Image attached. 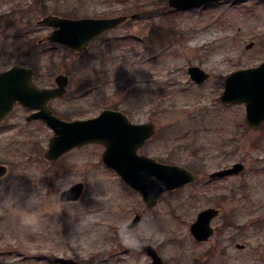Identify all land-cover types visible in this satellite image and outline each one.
Returning a JSON list of instances; mask_svg holds the SVG:
<instances>
[{"label":"rangeland","instance_id":"obj_1","mask_svg":"<svg viewBox=\"0 0 264 264\" xmlns=\"http://www.w3.org/2000/svg\"><path fill=\"white\" fill-rule=\"evenodd\" d=\"M46 14L127 19L85 49L71 51L47 39L52 26L38 22ZM263 58L264 0L182 9L167 0H0V69L19 62L33 68L43 86L66 74L65 93L48 102L54 113L70 119L113 107L134 121H152L155 133L143 151L196 174L147 207L101 161L98 143L47 160L43 149L51 128L27 120V112L16 107L0 126V162L7 166L0 176V264H56L54 254L74 257L77 264H150L144 249H125L115 236L116 225L136 211L140 220L147 216L157 224L164 264H264V121L249 126L243 103L219 98L229 71ZM191 64L209 73L201 83L187 72ZM235 161L244 163L241 171L209 177ZM69 176L84 183L79 203L50 215L56 182ZM13 190L38 197L39 232L23 229L11 214ZM207 206L219 208L211 221L214 232L197 241L189 224ZM85 215L97 217L96 239L87 248L68 239L70 223ZM50 221L63 224L62 231L49 228Z\"/></svg>","mask_w":264,"mask_h":264},{"label":"water","instance_id":"obj_2","mask_svg":"<svg viewBox=\"0 0 264 264\" xmlns=\"http://www.w3.org/2000/svg\"><path fill=\"white\" fill-rule=\"evenodd\" d=\"M215 1L219 0H168V4L175 8H185ZM131 16L134 17L135 14ZM126 18L125 14L104 17L47 14L39 22L54 27L48 35L50 41L82 50L103 30L118 25ZM187 70L197 83L209 75L196 64L188 66ZM34 75V69L17 62L0 71V124L15 103L24 107H36L37 110L29 113L27 118H42L53 130L43 151L48 159L57 158L76 146L102 143V161L115 169L131 188L139 192L147 207L154 206L165 190L182 186L195 179L194 172L184 165L162 162L152 156L137 153L136 149L155 131L152 121L134 123L125 113L112 108H104L91 117L63 119L51 111L48 101L64 94L68 82L67 75L58 73L55 76L56 85L50 87L38 86L33 81ZM219 98L223 102L244 103L247 123L251 126L260 124L264 120V58L256 65L230 71L224 79V88ZM242 169L243 163L238 161L231 166L216 169L209 175L217 177ZM6 170V165L0 163V176L5 174ZM149 176H155L161 183L150 182ZM74 183L68 195L71 200H77L84 188L82 181ZM218 212L219 209L214 206L198 211L190 224V231L195 238L205 240L212 234L213 227L210 222ZM139 220L140 214L136 213L131 221L135 224ZM144 249L151 256L150 264H163V259L155 247L146 246ZM53 260L61 264L78 263L72 257L60 255H54Z\"/></svg>","mask_w":264,"mask_h":264},{"label":"clouds","instance_id":"obj_3","mask_svg":"<svg viewBox=\"0 0 264 264\" xmlns=\"http://www.w3.org/2000/svg\"><path fill=\"white\" fill-rule=\"evenodd\" d=\"M148 180L160 184L155 176H149ZM58 196L51 207L50 215L59 216L67 211L70 205L78 204L68 198L71 188L75 185L71 177L57 180ZM18 186V185H17ZM25 197L23 200L21 197ZM64 198H61V197ZM11 199V214L18 220L20 226L30 232L36 233L41 230L42 216L38 209V197L35 193L17 192L15 190L9 193ZM97 217L85 215L74 222H71L69 232L70 242H79L83 247H90L96 239L95 225ZM49 228L61 232L63 224H57L50 221ZM89 234L86 240L81 241L82 234ZM115 236L121 247L133 252H142L146 246L156 247L163 240L158 226L151 217H144L135 224L131 219L122 220L115 228Z\"/></svg>","mask_w":264,"mask_h":264},{"label":"flooded vegetation","instance_id":"obj_4","mask_svg":"<svg viewBox=\"0 0 264 264\" xmlns=\"http://www.w3.org/2000/svg\"><path fill=\"white\" fill-rule=\"evenodd\" d=\"M232 2V1H231ZM52 30V29H51ZM47 38H48V35H47ZM0 70H2V69H0ZM35 77H36V74L34 75V77H33V80L35 79ZM35 81V80H34ZM54 85V84H53ZM53 85H46V86H53ZM54 99V98H53ZM52 100V99H51ZM21 108V109H23V110H25L26 112H27V114H26V119H27V115H28V113H30V112H32V111H34V110H36L35 108H26V107H24L23 105H21V104H19V103H17V104H15L14 105V107L12 108V110H11V112L13 111V109H15V108ZM10 112V113H11ZM124 112V111H123ZM9 113V114H10ZM125 113V112H124ZM9 114L6 116V117H8L9 116ZM126 115H127V117H128V119L130 120V121H132V122H146V121H134V120H132L129 116H128V114L126 113ZM6 117H5V119H6ZM4 119V120H5ZM71 119V118H70ZM27 120H31V119H27ZM33 120H42V119H40V118H36V119H33ZM4 122V121H3ZM2 122V123H3ZM2 125V124H1ZM0 125V126H1ZM154 135V134H153ZM152 135V136H153ZM152 136H150V137H148V138H146L142 143H141V145L138 147V149H137V152L138 153H143V154H148V153H146V152H144L143 151V147H144V145H146V143L149 141V139L152 137ZM101 147H102V149L104 148V145L103 144H100V143H98ZM76 148V147H75ZM73 149V148H72ZM70 151V150H69ZM148 155H151V154H148ZM157 158V157H156ZM158 160H162V159H159V158H157ZM164 161V160H163ZM1 163V162H0ZM3 163V162H2ZM3 176V175H2ZM263 255H264V252L262 253V261H263V263H264V259H263Z\"/></svg>","mask_w":264,"mask_h":264}]
</instances>
